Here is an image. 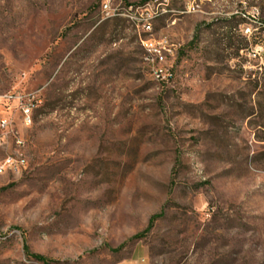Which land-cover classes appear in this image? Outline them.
Returning <instances> with one entry per match:
<instances>
[{
    "label": "rangeland",
    "instance_id": "1",
    "mask_svg": "<svg viewBox=\"0 0 264 264\" xmlns=\"http://www.w3.org/2000/svg\"><path fill=\"white\" fill-rule=\"evenodd\" d=\"M101 1L0 0V264H264L261 0Z\"/></svg>",
    "mask_w": 264,
    "mask_h": 264
},
{
    "label": "built area",
    "instance_id": "2",
    "mask_svg": "<svg viewBox=\"0 0 264 264\" xmlns=\"http://www.w3.org/2000/svg\"><path fill=\"white\" fill-rule=\"evenodd\" d=\"M167 2H173L172 0H143L136 5H129L125 0H102L100 3L101 15H107V19H114L116 17H132L133 24L137 25V29L143 33L150 34L153 31V23L160 18V11L167 8ZM118 6L129 7V14H118ZM151 53L157 58L159 62L163 61L162 52L153 46H150ZM11 99L10 97H6ZM10 102L11 100H4ZM17 100L19 108L23 116V122L25 126L32 125V113L35 108V100H26L24 103ZM11 107L8 108L10 110ZM12 131L11 118L0 119V145L2 140L9 132ZM17 144L20 146L21 142L18 140ZM25 161L21 158H7L5 165L2 168L15 169L17 166H24Z\"/></svg>",
    "mask_w": 264,
    "mask_h": 264
},
{
    "label": "trees",
    "instance_id": "3",
    "mask_svg": "<svg viewBox=\"0 0 264 264\" xmlns=\"http://www.w3.org/2000/svg\"><path fill=\"white\" fill-rule=\"evenodd\" d=\"M257 24H259L260 26V32L263 34L264 33V2L263 0L260 1V6H259V17L257 20ZM261 46L264 49V40H262L261 42ZM157 219V216H154L150 219L149 224L147 229L145 230L146 233L149 232L153 225H154V221ZM141 235L137 236L136 238H139ZM27 254L32 257L34 260L38 261L41 264H50V260H48L47 258L41 256V255H34V254H30L27 252Z\"/></svg>",
    "mask_w": 264,
    "mask_h": 264
},
{
    "label": "bare ground",
    "instance_id": "4",
    "mask_svg": "<svg viewBox=\"0 0 264 264\" xmlns=\"http://www.w3.org/2000/svg\"><path fill=\"white\" fill-rule=\"evenodd\" d=\"M172 1H175V0H172ZM171 3L172 2H167V8L163 9V11H160V18L171 12V10H170ZM118 14H129V7L118 6ZM101 16H102V19H107V15H101ZM116 18L128 19L131 22H133L132 17H125V18L124 17H116ZM135 26L137 28V25H135ZM4 165H5V161L0 163V172H3L2 168L4 167Z\"/></svg>",
    "mask_w": 264,
    "mask_h": 264
}]
</instances>
